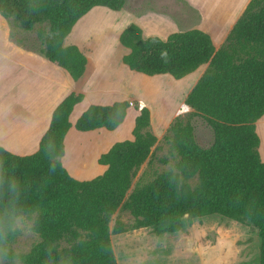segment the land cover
I'll return each mask as SVG.
<instances>
[{"label": "trees", "instance_id": "1", "mask_svg": "<svg viewBox=\"0 0 264 264\" xmlns=\"http://www.w3.org/2000/svg\"><path fill=\"white\" fill-rule=\"evenodd\" d=\"M98 5L121 10L126 0H0V13L27 32L49 23L48 32L38 35L40 47L27 45L14 32L11 36L66 68L77 80L88 58L77 45L65 46L64 40L75 23ZM120 41L130 48L124 63L148 75L169 73L183 80L209 63L185 106L193 109L191 115L208 119L215 142L200 147L191 122L176 118L164 135L176 158L175 167L131 190L158 142L151 108L140 103L134 139L117 141L101 155L99 162L108 165L103 174L78 180L62 162L70 113L84 98L83 93H71L54 110L37 152L22 156L0 146V161L24 185L27 203L38 214L41 241L26 255V264H118L110 229L118 209L130 212L135 223L126 227L117 219L114 233L150 227L158 235L185 232L196 218L218 213L259 229V264H264V161L257 132V122L264 117V0L249 2L219 49L200 29L174 32L167 39L145 38L135 23L122 31ZM131 105L128 100L92 104L76 128L114 130ZM194 178L195 185L190 182Z\"/></svg>", "mask_w": 264, "mask_h": 264}, {"label": "crops", "instance_id": "2", "mask_svg": "<svg viewBox=\"0 0 264 264\" xmlns=\"http://www.w3.org/2000/svg\"><path fill=\"white\" fill-rule=\"evenodd\" d=\"M150 1L126 0L123 9L108 10L114 13V17L103 20H87L88 11L75 23L64 45H77L88 58L86 70L77 80L66 68L14 41L8 28L0 30V146L17 155L34 154L50 128L56 107L71 93H83L84 98L74 105L69 116L71 127L65 136L62 162L70 175L78 180H90L103 174L108 165L100 163L99 158L115 142L134 139L133 129L141 108L131 105L124 121L114 130L105 127L78 130V119L92 104L140 101L141 89L136 78L155 76L133 70L124 63L123 57L130 48L120 41L122 31L135 23L142 28L145 38L159 36L167 39L174 32L200 29L210 34L216 49H219L251 0H152L158 3L155 5L149 4ZM161 3H167L170 11L160 9ZM100 8L105 9L98 5L91 10ZM181 8H184V14L180 13L178 20L176 12L182 11ZM208 65L204 63L180 78L193 76L185 95ZM165 74L169 73L156 76ZM167 129L166 126L162 133ZM257 132L261 139L259 151L264 161L258 125ZM155 134L159 137L157 132ZM83 138H92L97 147L93 149L90 144H84ZM110 140L111 143L103 148ZM204 217L196 218L194 225L200 224ZM230 221L234 222V227L242 224ZM110 229L118 264H135L139 258L144 260L149 256L150 251L147 250L151 243L140 234V228L120 233H114L112 226ZM173 237L176 252L183 254L186 261L190 260L185 264H203L200 253L190 243L189 234L179 233Z\"/></svg>", "mask_w": 264, "mask_h": 264}, {"label": "rangeland", "instance_id": "3", "mask_svg": "<svg viewBox=\"0 0 264 264\" xmlns=\"http://www.w3.org/2000/svg\"><path fill=\"white\" fill-rule=\"evenodd\" d=\"M149 4L155 5L158 3L151 0ZM159 7L167 12L170 11L167 3H161ZM103 8L105 9L100 8L89 11L86 19L89 21L103 20L115 16L114 13L108 11L111 10L110 8L106 6H103ZM181 10L176 12V19L178 20L181 17L180 13L184 14V8H181ZM3 17L0 13V30L8 28L10 34L14 32L17 39H21L29 46L40 47L41 42L38 35L40 33L46 34L50 28V24L46 23L37 26L33 31L27 32L10 24ZM11 38L14 40L12 36ZM192 78L193 76H189L186 79L177 80L169 74L136 78L140 85L142 97L140 101H131L132 105H136L135 102H137L138 107L141 103L151 108L152 129L158 133L159 137L158 142L152 148L150 156L141 165L133 179L131 190L137 185L152 180L157 174L175 167L176 158L170 152L169 144L164 140L167 131L162 133V129L166 126L169 128L176 118H180L183 122H191L194 127L195 139L200 147L209 148L214 144L215 132L208 119L203 115H191L193 109L191 110L185 106V99L188 95L185 94L188 83ZM257 125L262 136L261 150L264 152V117L257 122ZM111 141H108L103 148H106ZM82 142L90 144L93 149L97 147L92 138H83ZM164 159H168V161L164 162ZM190 182L195 185L197 178L192 179ZM118 210L112 216L110 228L111 226L114 227L117 219L121 220L126 227H130L135 223V219L130 212ZM204 218L201 219V223L198 225H194L193 222L185 232L158 235L150 227L140 228V234L151 244L150 249L147 250L150 251L149 256L144 260L139 258V264H185L190 262V260L186 261L187 259L183 254L176 252L177 245L173 236L179 233H187L191 236L190 243H192L196 252L200 253L203 264H259L261 239L256 230L242 224L234 227L232 226L234 222L218 213L207 215ZM40 241L41 237L36 232L31 237L17 238L11 243L13 248H22L28 255ZM66 244V241L63 240L62 245Z\"/></svg>", "mask_w": 264, "mask_h": 264}, {"label": "clouds", "instance_id": "4", "mask_svg": "<svg viewBox=\"0 0 264 264\" xmlns=\"http://www.w3.org/2000/svg\"><path fill=\"white\" fill-rule=\"evenodd\" d=\"M50 170L54 172L55 167ZM26 197L24 185L0 161V264H25V250L13 248L11 242L38 231L37 210L27 203Z\"/></svg>", "mask_w": 264, "mask_h": 264}, {"label": "water", "instance_id": "5", "mask_svg": "<svg viewBox=\"0 0 264 264\" xmlns=\"http://www.w3.org/2000/svg\"><path fill=\"white\" fill-rule=\"evenodd\" d=\"M257 231L259 230V229H256Z\"/></svg>", "mask_w": 264, "mask_h": 264}]
</instances>
